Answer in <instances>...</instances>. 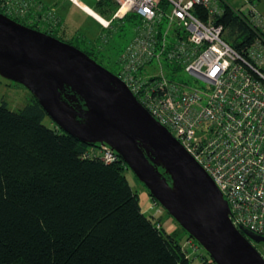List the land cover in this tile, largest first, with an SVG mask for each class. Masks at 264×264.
<instances>
[{
    "label": "trees",
    "instance_id": "obj_1",
    "mask_svg": "<svg viewBox=\"0 0 264 264\" xmlns=\"http://www.w3.org/2000/svg\"><path fill=\"white\" fill-rule=\"evenodd\" d=\"M96 1L106 13L116 8L112 0ZM19 3L22 11H0L40 29L28 21L39 7ZM219 5L213 20L243 50L258 29L227 0ZM43 31L57 36L49 26ZM92 49L82 50L96 59ZM31 96L19 110L0 98V264H192L185 241L142 211L123 160L105 162L99 144L61 130Z\"/></svg>",
    "mask_w": 264,
    "mask_h": 264
},
{
    "label": "built area",
    "instance_id": "obj_2",
    "mask_svg": "<svg viewBox=\"0 0 264 264\" xmlns=\"http://www.w3.org/2000/svg\"><path fill=\"white\" fill-rule=\"evenodd\" d=\"M112 1L104 26L131 13L137 18L118 76L212 177L233 225L264 236V18L255 5L243 11L258 30L240 51L213 20L222 13L219 0ZM181 69L206 82L210 94L175 80ZM97 149L107 163L119 159L105 144ZM184 246L207 259L195 239Z\"/></svg>",
    "mask_w": 264,
    "mask_h": 264
},
{
    "label": "water",
    "instance_id": "obj_3",
    "mask_svg": "<svg viewBox=\"0 0 264 264\" xmlns=\"http://www.w3.org/2000/svg\"><path fill=\"white\" fill-rule=\"evenodd\" d=\"M0 75L28 88L54 123L116 151L154 200L215 264H264L208 172L127 84L78 46L0 11Z\"/></svg>",
    "mask_w": 264,
    "mask_h": 264
},
{
    "label": "rangeland",
    "instance_id": "obj_4",
    "mask_svg": "<svg viewBox=\"0 0 264 264\" xmlns=\"http://www.w3.org/2000/svg\"><path fill=\"white\" fill-rule=\"evenodd\" d=\"M79 1L89 5L97 12H101L105 19H110L112 16L111 13L102 11L98 7L96 0ZM227 1L234 9H240L242 11H248L252 8V5H255L256 11L264 17V0ZM25 2H31V4H29L34 8L39 7L38 9L33 10L37 12L38 16H35L33 13H31L32 18L28 20L29 22L33 23L34 21H37V25H39L40 30H44L46 26H49L53 29L57 36L61 37V39L70 40L73 44L78 45L81 49H92L95 47L97 51L96 59L99 61V63L111 71L118 72L120 68L119 57L127 43L134 35V26L137 23L136 17L129 16L127 18H116L113 19L112 22L110 21L108 26H104L95 19L98 22L96 23L95 20L92 19L82 7H79L75 1L72 0H57L58 6L65 9V18L61 16V10L59 11L57 8H53V6H51V10L50 8H44L43 5L41 8L40 5L35 3V0H25ZM3 5H6V7L16 11V6H20V3L17 0H0V6ZM27 10H29V6H25L24 11L27 12ZM116 74L118 75V73ZM169 77H171V75H169ZM173 78L177 81L181 79L187 80L186 86L192 89L197 88L204 97L210 94V91L205 89V87L208 86L206 82L203 80L197 81L194 76L184 69H181L178 72V75L174 76ZM31 95L32 94L30 90L21 83L4 78L0 75V98H3L7 102V105L10 109L19 110L26 102L32 99ZM150 114L152 115L151 112ZM45 122L52 125L48 118H45ZM97 144L102 145L100 143ZM119 159H122L120 155ZM123 162L125 163L124 160ZM125 165L127 166L126 163ZM126 172L129 184L133 190L138 193L139 204L142 211L153 221H160L163 228L168 233H175V235L180 237L181 241L184 242L188 237V233L180 226L173 216H171L162 207L160 203L153 199V197L149 194L148 189L142 182L136 179L129 167ZM259 251L264 256V247L260 248ZM206 258L209 260L208 264H214L211 263L210 256L206 255ZM191 262L192 264H203L200 256H191Z\"/></svg>",
    "mask_w": 264,
    "mask_h": 264
},
{
    "label": "crops",
    "instance_id": "obj_5",
    "mask_svg": "<svg viewBox=\"0 0 264 264\" xmlns=\"http://www.w3.org/2000/svg\"><path fill=\"white\" fill-rule=\"evenodd\" d=\"M72 1H75V3L79 6V7H82L83 8V5H86V4H84V3H82V2H80L79 0H72ZM35 3H37L38 5H40V7L43 5L44 6V8H52L51 6H53V8L55 7V8H57L59 11L61 10V16L63 17V18H65V9L64 8H62V7H59L58 6V2H57V0H35ZM87 7H89L90 9H92V10H94L95 11V9H93L92 7H90L89 5H86ZM42 8V7H41ZM84 9V8H83ZM52 10V9H51ZM85 10V9H84ZM86 11V10H85ZM86 13H88L87 11H86ZM260 14V13H259ZM88 15H90L89 13H88ZM260 16L261 17H263L261 14H260ZM90 17L92 18V19H94L95 20V18L93 17V16H91L90 15ZM62 18V19H63ZM264 18V17H263ZM95 22L96 23H98L96 20H95Z\"/></svg>",
    "mask_w": 264,
    "mask_h": 264
},
{
    "label": "bare ground",
    "instance_id": "obj_6",
    "mask_svg": "<svg viewBox=\"0 0 264 264\" xmlns=\"http://www.w3.org/2000/svg\"><path fill=\"white\" fill-rule=\"evenodd\" d=\"M83 8L91 15V16H93L96 20H98L100 23H102V24H107V19H105L104 17H103V15H101L100 13H98L96 10L94 11V10H92V9H90L89 7H87L86 5H83ZM195 159V158H194ZM196 160V159H195ZM201 165V164H200ZM190 238H192V237H190ZM207 254V253H206ZM207 256H209L208 254H207Z\"/></svg>",
    "mask_w": 264,
    "mask_h": 264
},
{
    "label": "flooded vegetation",
    "instance_id": "obj_7",
    "mask_svg": "<svg viewBox=\"0 0 264 264\" xmlns=\"http://www.w3.org/2000/svg\"><path fill=\"white\" fill-rule=\"evenodd\" d=\"M114 73H117L115 71H113ZM251 242L253 243V245L258 249L260 250V248L264 247V242H257V241H254L251 239Z\"/></svg>",
    "mask_w": 264,
    "mask_h": 264
}]
</instances>
